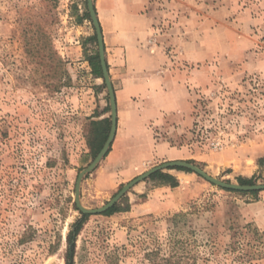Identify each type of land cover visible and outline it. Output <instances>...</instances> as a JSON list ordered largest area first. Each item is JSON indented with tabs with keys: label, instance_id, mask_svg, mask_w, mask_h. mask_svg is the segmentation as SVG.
<instances>
[{
	"label": "rangeland",
	"instance_id": "rangeland-1",
	"mask_svg": "<svg viewBox=\"0 0 264 264\" xmlns=\"http://www.w3.org/2000/svg\"><path fill=\"white\" fill-rule=\"evenodd\" d=\"M223 1L155 0L158 31L177 21L173 5L185 4L203 22L205 57L217 54L191 66L167 50L187 73L189 117L165 125L140 116L131 127L123 119L82 181L84 207H103L172 161L228 183L264 184V10L242 0L229 13ZM96 52L87 0H0V264H66L77 222L74 264H264V191L223 189L173 168L162 173L177 188L150 178L112 213L78 209V177L109 137L102 145L104 130L91 124L109 119L111 130L107 86L89 60ZM249 55L258 63L251 70L237 62Z\"/></svg>",
	"mask_w": 264,
	"mask_h": 264
},
{
	"label": "crops",
	"instance_id": "crops-1",
	"mask_svg": "<svg viewBox=\"0 0 264 264\" xmlns=\"http://www.w3.org/2000/svg\"><path fill=\"white\" fill-rule=\"evenodd\" d=\"M240 1L224 0L228 7L220 10L235 12ZM256 2L264 10V0L251 3ZM94 6L115 89L117 132L123 119L131 127L140 116H145V123L185 124L191 110L187 73L173 68L167 50L174 48L177 59L191 66L215 59L217 53L205 57L203 22L198 14L188 15L185 4L173 5L177 21L171 27L163 21L166 30L160 32L157 27L162 20L155 0H94ZM163 17L172 18L171 14ZM241 58L237 62H243L245 69L257 67L256 57ZM258 66L264 71V51Z\"/></svg>",
	"mask_w": 264,
	"mask_h": 264
},
{
	"label": "water",
	"instance_id": "water-1",
	"mask_svg": "<svg viewBox=\"0 0 264 264\" xmlns=\"http://www.w3.org/2000/svg\"><path fill=\"white\" fill-rule=\"evenodd\" d=\"M88 4V10L89 14L91 17V20L93 22L95 31H96V36L98 40V47H99V57H100V64H101V69L103 73V79L106 83L107 90L109 93L110 97V107H111V130L109 137L102 148V150L99 152L97 157L94 159V161L91 163V165L84 170L78 177L77 184H76V205L78 209L84 214V215H99L107 212L110 210L112 207H114L132 188H134L136 185L144 182L147 179H150L154 174L159 173V172H165L167 170L173 169V168H184L189 171H192L204 179H206L208 182L223 188L227 190H232V191H239V192H256V191H264V184H253V185H241V184H236V183H228L222 180H219L210 174H208L205 170L201 169L200 167L189 163L185 161H172V162H167L164 163L160 166L154 167L151 170L147 171L146 173L140 175L127 185H125L118 194L115 195V197L108 202L106 205L100 208L96 209H88L84 207L81 204L80 200V191H81V184L82 181L85 177L86 174L93 172L97 166L102 162V160L106 157L107 153L109 152L116 134H117V129H118V109H117V100H116V95L114 91V87L111 81L110 73L108 70L107 66V60H106V52H105V45H104V39H103V34L101 30V26L98 20V16L95 10L94 6V0H87Z\"/></svg>",
	"mask_w": 264,
	"mask_h": 264
},
{
	"label": "trees",
	"instance_id": "trees-1",
	"mask_svg": "<svg viewBox=\"0 0 264 264\" xmlns=\"http://www.w3.org/2000/svg\"><path fill=\"white\" fill-rule=\"evenodd\" d=\"M78 19H79V21H81L80 17H78ZM94 39H95V37H94ZM89 60H90L91 66L93 68V74L98 78H103L99 53L96 52L95 55L90 57ZM98 127H102V130H104V133L102 134L103 135L102 136L103 137L102 145H103L105 143V141L109 135V131H110L109 119H105L104 121H101V123L94 121L91 124V128L93 129L92 130L93 132H97ZM102 145L100 146V148H98V150L101 149ZM176 169L190 172L189 170L184 169V168H176ZM151 180L158 181L161 185H163V186L168 185V186H171L172 188H177L179 186L178 180L175 179L172 175H170L168 173H162V172L156 173L151 177ZM114 210H115L114 208L110 209L107 213H112V212H114ZM80 228H81V223L77 222L76 224L72 225V229L67 235V250H66V256H65L66 264H74L76 242H77V238L80 234V230H81Z\"/></svg>",
	"mask_w": 264,
	"mask_h": 264
}]
</instances>
